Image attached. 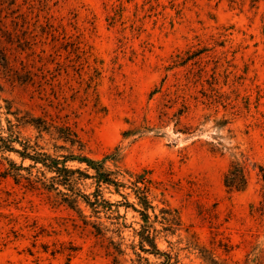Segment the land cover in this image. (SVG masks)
<instances>
[{
    "label": "rangeland",
    "instance_id": "obj_1",
    "mask_svg": "<svg viewBox=\"0 0 264 264\" xmlns=\"http://www.w3.org/2000/svg\"><path fill=\"white\" fill-rule=\"evenodd\" d=\"M0 136V264H264V0H0Z\"/></svg>",
    "mask_w": 264,
    "mask_h": 264
},
{
    "label": "trees",
    "instance_id": "obj_2",
    "mask_svg": "<svg viewBox=\"0 0 264 264\" xmlns=\"http://www.w3.org/2000/svg\"><path fill=\"white\" fill-rule=\"evenodd\" d=\"M68 132H66L65 138L69 140L70 142H74V139L71 137L70 129L66 128ZM74 135V134H73ZM5 137L0 136V140L2 139L4 141ZM16 139H14L15 141ZM14 151L19 152L22 156H27L31 158L35 163H41L48 171H51L55 173L51 177L52 180L56 179L58 180L56 183L58 185L64 186L67 190H70L71 193L68 194L67 192H63L65 195V202L70 207H74V202L77 200V198L81 199L87 206H93L97 200L98 195L100 193H92L94 196V199L91 200L89 198V194H85L79 190L71 189L72 186L76 183L75 179L79 178H87L91 177L96 182L97 185L100 186L101 184L106 185H112L117 190L118 187L121 185V181L117 180V176L120 174L119 171L112 170L110 167L106 165V162H111L112 164H115L114 159L110 158L109 155H105L102 159H92L88 157L87 155H81V154H69V155H63L62 159H59L57 157H52L45 153H38L37 155H29L28 153L19 151L17 149H14ZM77 161L79 163H84L86 165V169H90L93 171L92 174H89L87 171H83L79 168H69L66 166L67 161ZM77 173L80 177H76L74 179V174ZM262 179L264 181V173H262ZM247 184V178L246 173L244 170V163L239 160L232 161L229 165L227 171L224 174V185L230 189L235 190H243L246 187ZM47 189H55L58 190L55 182L46 185ZM139 190L140 188L137 187ZM146 191H142L141 193H135V196L137 198V204H139L140 208L133 207L134 210L138 211L144 218L148 217L147 212L144 211V209H147L150 207L148 201H147V194ZM145 220V219H144ZM150 245L155 246V243L151 240L149 241Z\"/></svg>",
    "mask_w": 264,
    "mask_h": 264
}]
</instances>
